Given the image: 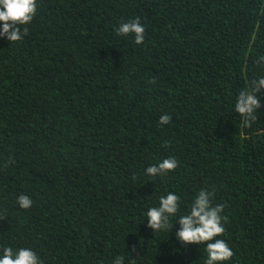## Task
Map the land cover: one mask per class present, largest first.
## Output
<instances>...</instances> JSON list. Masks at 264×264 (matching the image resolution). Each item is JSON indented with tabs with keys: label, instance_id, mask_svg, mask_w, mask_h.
Masks as SVG:
<instances>
[{
	"label": "trees",
	"instance_id": "16d2710c",
	"mask_svg": "<svg viewBox=\"0 0 264 264\" xmlns=\"http://www.w3.org/2000/svg\"><path fill=\"white\" fill-rule=\"evenodd\" d=\"M36 3L21 40L0 37V257L206 264V243L176 236L205 190L234 253L218 264H264V88L250 126L235 111L264 77V0ZM137 18L143 44L116 31ZM170 192L179 210L154 232L147 211Z\"/></svg>",
	"mask_w": 264,
	"mask_h": 264
},
{
	"label": "clouds",
	"instance_id": "9594fccd",
	"mask_svg": "<svg viewBox=\"0 0 264 264\" xmlns=\"http://www.w3.org/2000/svg\"><path fill=\"white\" fill-rule=\"evenodd\" d=\"M36 0H0V37H5L11 43L22 39V35L27 33V29L21 31L20 25L30 23L36 14ZM118 34H134L135 43H144L145 28L137 18L135 20L122 23L116 29ZM258 63H264V56L259 58ZM155 83V79L152 80ZM264 88V77H260L252 82L251 91H241L235 104V111L245 118L244 122L250 126L256 119L255 110L260 107V101L256 94ZM171 117L164 114L160 117V124H168ZM178 162L175 158H166L158 166H149L146 174L156 176L164 175L176 169ZM211 193L201 190L195 198L190 213L179 218L180 229L176 232L178 241L184 244L206 243L208 253L206 264H218L229 260L233 251L223 239H216L225 231L221 221L223 205L212 206L210 202ZM19 206L28 209L32 206V200L27 195H19L17 200ZM179 210V197L176 194L168 193L162 196L159 207H151L147 211L148 227L154 232L165 230L169 227V217ZM214 241V242H212ZM0 264H41L37 254L30 248H20L13 250L11 247L3 249L0 257ZM113 264H124V257L117 256Z\"/></svg>",
	"mask_w": 264,
	"mask_h": 264
}]
</instances>
